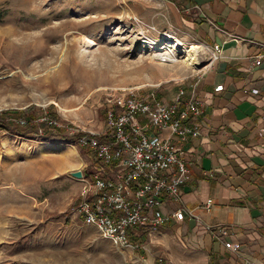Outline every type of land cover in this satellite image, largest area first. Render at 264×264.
<instances>
[{
  "label": "rangeland",
  "instance_id": "374dc122",
  "mask_svg": "<svg viewBox=\"0 0 264 264\" xmlns=\"http://www.w3.org/2000/svg\"><path fill=\"white\" fill-rule=\"evenodd\" d=\"M163 34L200 44L169 1L0 0V113L20 114L21 128L47 123L74 136L106 129L110 89L156 92L163 102L186 95L209 53L190 69L182 54L171 60L142 43ZM42 130L0 131V264H163L164 227L132 252L72 215L82 179L71 173L89 174L92 154L77 141H42Z\"/></svg>",
  "mask_w": 264,
  "mask_h": 264
},
{
  "label": "crops",
  "instance_id": "0c3cea01",
  "mask_svg": "<svg viewBox=\"0 0 264 264\" xmlns=\"http://www.w3.org/2000/svg\"><path fill=\"white\" fill-rule=\"evenodd\" d=\"M169 5L193 41L219 44L223 52L194 82V96L202 103L200 134L175 142L191 180L178 202L161 206L165 213L186 208L199 221L185 216L162 227L163 264H264V58L254 65L264 53V0ZM208 199L212 205L204 209ZM208 228L224 234L215 237ZM145 236H133L132 252L143 249Z\"/></svg>",
  "mask_w": 264,
  "mask_h": 264
},
{
  "label": "built area",
  "instance_id": "2783aa9c",
  "mask_svg": "<svg viewBox=\"0 0 264 264\" xmlns=\"http://www.w3.org/2000/svg\"><path fill=\"white\" fill-rule=\"evenodd\" d=\"M203 46L209 64L221 57L219 44ZM263 58L264 53L258 55L254 65ZM195 86L191 85L188 97L181 90L170 102L160 100L156 92L142 96L138 90L110 89L105 100L106 129L78 133L77 144L89 150L93 160L89 176L82 172L81 198L72 215L95 225L117 249H135L130 236L150 237L170 221L181 222L185 216L199 221L186 208L171 213L161 209L167 201L178 202L181 188L191 180L185 153L175 142L200 134L197 118L202 103L194 96ZM211 205L208 199L203 208ZM208 229L215 237L217 232L224 234L221 229ZM224 246L232 248L230 242Z\"/></svg>",
  "mask_w": 264,
  "mask_h": 264
},
{
  "label": "bare ground",
  "instance_id": "6f19581e",
  "mask_svg": "<svg viewBox=\"0 0 264 264\" xmlns=\"http://www.w3.org/2000/svg\"><path fill=\"white\" fill-rule=\"evenodd\" d=\"M142 43L152 50H165L170 55L171 60H176L177 55L182 54L185 58L184 66L190 69H198L202 65L203 55L206 52L203 45L185 44L172 34H163L159 39L142 36Z\"/></svg>",
  "mask_w": 264,
  "mask_h": 264
},
{
  "label": "trees",
  "instance_id": "16d2710c",
  "mask_svg": "<svg viewBox=\"0 0 264 264\" xmlns=\"http://www.w3.org/2000/svg\"><path fill=\"white\" fill-rule=\"evenodd\" d=\"M170 2H173L174 0H169ZM157 94V93H156ZM158 98L159 95L157 94ZM7 113H0V131L7 132L8 134L14 135V136H24L29 134L30 132L37 131V127H43L42 134L40 135L42 141H46L50 136H56L62 139L63 141H70V142H76L79 135L74 136H66L61 133L52 134L51 132V126H48L47 123H41L38 125L28 126L25 128H21V126L16 121V118L21 116L17 112L13 113V117L6 116ZM34 134V133H33ZM85 173V172H84ZM89 176V174H87ZM143 234V233H140ZM130 239L133 241V236H130Z\"/></svg>",
  "mask_w": 264,
  "mask_h": 264
},
{
  "label": "water",
  "instance_id": "95a60500",
  "mask_svg": "<svg viewBox=\"0 0 264 264\" xmlns=\"http://www.w3.org/2000/svg\"><path fill=\"white\" fill-rule=\"evenodd\" d=\"M71 176L76 179H82L83 174H82V171L79 170V171L72 172Z\"/></svg>",
  "mask_w": 264,
  "mask_h": 264
}]
</instances>
